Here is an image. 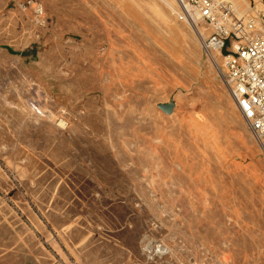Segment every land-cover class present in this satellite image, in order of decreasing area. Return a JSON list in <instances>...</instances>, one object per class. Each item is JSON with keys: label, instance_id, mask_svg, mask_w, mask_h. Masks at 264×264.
Returning a JSON list of instances; mask_svg holds the SVG:
<instances>
[{"label": "rangeland", "instance_id": "rangeland-1", "mask_svg": "<svg viewBox=\"0 0 264 264\" xmlns=\"http://www.w3.org/2000/svg\"><path fill=\"white\" fill-rule=\"evenodd\" d=\"M207 37L175 0H0V264H264V152Z\"/></svg>", "mask_w": 264, "mask_h": 264}, {"label": "built area", "instance_id": "built-area-1", "mask_svg": "<svg viewBox=\"0 0 264 264\" xmlns=\"http://www.w3.org/2000/svg\"><path fill=\"white\" fill-rule=\"evenodd\" d=\"M198 33L204 29V53L224 79L233 102L264 152V15L240 14L229 0H175ZM202 36V35H201ZM170 248L151 240L142 255L155 262Z\"/></svg>", "mask_w": 264, "mask_h": 264}, {"label": "water", "instance_id": "water-1", "mask_svg": "<svg viewBox=\"0 0 264 264\" xmlns=\"http://www.w3.org/2000/svg\"><path fill=\"white\" fill-rule=\"evenodd\" d=\"M161 109L166 113V114H171L173 109H174V103H171L170 106L163 105L161 106Z\"/></svg>", "mask_w": 264, "mask_h": 264}, {"label": "bare ground", "instance_id": "bare-ground-1", "mask_svg": "<svg viewBox=\"0 0 264 264\" xmlns=\"http://www.w3.org/2000/svg\"><path fill=\"white\" fill-rule=\"evenodd\" d=\"M229 1H231V2L235 5L237 11H238L240 14L244 15V13H243L242 11H240L239 7L236 5V3H235L233 0H229ZM180 18H181V17H180ZM194 27H195V26H194ZM195 28H196V27H195ZM200 31H201V35L206 34V32H205L204 29L201 28Z\"/></svg>", "mask_w": 264, "mask_h": 264}]
</instances>
